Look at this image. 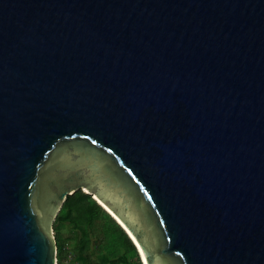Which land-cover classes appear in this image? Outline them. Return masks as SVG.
Here are the masks:
<instances>
[{"label":"water","instance_id":"water-1","mask_svg":"<svg viewBox=\"0 0 264 264\" xmlns=\"http://www.w3.org/2000/svg\"><path fill=\"white\" fill-rule=\"evenodd\" d=\"M78 189L142 264H264V0H0V264Z\"/></svg>","mask_w":264,"mask_h":264},{"label":"trees","instance_id":"trees-1","mask_svg":"<svg viewBox=\"0 0 264 264\" xmlns=\"http://www.w3.org/2000/svg\"><path fill=\"white\" fill-rule=\"evenodd\" d=\"M53 232L57 264H63L71 254L81 258L80 264H142L124 229L81 189L66 196L53 222ZM99 256L107 257V261L102 262Z\"/></svg>","mask_w":264,"mask_h":264},{"label":"rangeland","instance_id":"rangeland-1","mask_svg":"<svg viewBox=\"0 0 264 264\" xmlns=\"http://www.w3.org/2000/svg\"><path fill=\"white\" fill-rule=\"evenodd\" d=\"M64 234H67V231H64ZM68 259H66L63 264H80V262L82 261L81 258L75 259L72 254L70 255V257H67ZM99 258L101 259L102 262H106L107 261V257L105 256H99ZM84 264V263H83Z\"/></svg>","mask_w":264,"mask_h":264},{"label":"bare ground","instance_id":"bare-ground-1","mask_svg":"<svg viewBox=\"0 0 264 264\" xmlns=\"http://www.w3.org/2000/svg\"><path fill=\"white\" fill-rule=\"evenodd\" d=\"M116 218H117V220L123 225L121 219H120L119 217H117V216H116ZM129 234L131 235L132 239H133L134 242L137 244V246H138L140 252L142 253L141 248H140V245L138 244V242L136 241V239L134 238V236H133L131 233H129ZM142 258H143L144 264H146L145 257H144V255H143V253H142Z\"/></svg>","mask_w":264,"mask_h":264}]
</instances>
